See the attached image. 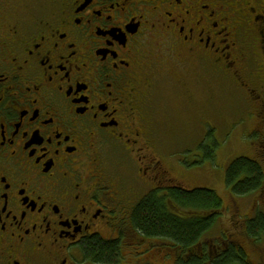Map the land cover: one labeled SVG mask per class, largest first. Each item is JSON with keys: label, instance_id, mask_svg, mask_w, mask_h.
<instances>
[{"label": "flooded vegetation", "instance_id": "af4514ba", "mask_svg": "<svg viewBox=\"0 0 264 264\" xmlns=\"http://www.w3.org/2000/svg\"><path fill=\"white\" fill-rule=\"evenodd\" d=\"M175 49L183 74L214 70L264 116V0H0V264L190 259L141 258L134 227L144 197L184 189L154 114ZM96 241L120 259L95 257Z\"/></svg>", "mask_w": 264, "mask_h": 264}, {"label": "rangeland", "instance_id": "374dc122", "mask_svg": "<svg viewBox=\"0 0 264 264\" xmlns=\"http://www.w3.org/2000/svg\"><path fill=\"white\" fill-rule=\"evenodd\" d=\"M169 53L176 69L168 75L169 80L165 81V85L157 86L159 97L155 98V102L159 99V103L155 106V120L165 125L164 130L158 132V143L161 146L164 143L165 146L171 145L175 161L180 160L185 166L184 189H211L224 202L226 216L204 236V240L211 241L223 228H228L230 234L234 232V235L243 241L251 263L264 264V253H260L258 245L241 230L243 227L245 229L248 220L254 218L259 210H264V191L247 196L235 195L226 179L230 164L240 157L258 161L264 170V116L259 114V119L256 118L261 106L250 103V99L238 93L237 88L215 75L214 70L205 68L209 77L200 78L197 71L202 73L204 67H200L196 62L192 67V74H183L177 69L176 59L180 57L177 50H169ZM166 54L168 55V51ZM185 65L188 66V62ZM171 75L176 78L171 80ZM183 82L187 84V91L183 90L185 93L180 98L177 96L180 91L177 88L181 87ZM168 84L175 89L174 93L172 90L162 89ZM191 91L193 96L186 97ZM160 93H164V96L161 97ZM202 93L206 95L207 103L202 102ZM163 105L167 107V112ZM184 105L189 110L187 113L179 108ZM191 105L196 107L193 106V111ZM198 114L207 120L191 122V118ZM253 128L260 130L253 134ZM167 191L170 194V189ZM158 241L157 244H162L161 240ZM259 246L264 248V243Z\"/></svg>", "mask_w": 264, "mask_h": 264}, {"label": "trees", "instance_id": "16d2710c", "mask_svg": "<svg viewBox=\"0 0 264 264\" xmlns=\"http://www.w3.org/2000/svg\"><path fill=\"white\" fill-rule=\"evenodd\" d=\"M200 119L206 118L198 114L191 118V122ZM226 179L235 195L247 196L264 191V170L254 159L240 157L234 160L227 170ZM170 194L171 197H144L139 204L134 227L136 235L147 240L143 249L137 251L141 258L149 248H162L168 250L171 259L173 255L180 258L182 255L190 256L189 260L182 259L178 264H252L243 241L234 232L230 234L228 228H223L213 240H204V236L226 216L224 202L215 191L207 188L173 189ZM230 219L234 220L233 217ZM241 230L258 245L260 253H264V248L259 246L264 243V210H259ZM232 239L237 244L231 243ZM158 240L162 244H157ZM91 251L95 257L108 261L120 259L117 243L96 241Z\"/></svg>", "mask_w": 264, "mask_h": 264}]
</instances>
